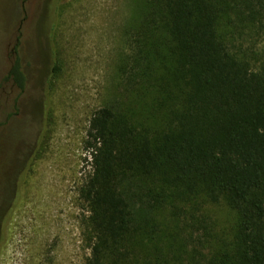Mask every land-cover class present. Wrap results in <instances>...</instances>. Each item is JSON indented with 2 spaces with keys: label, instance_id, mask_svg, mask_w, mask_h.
I'll use <instances>...</instances> for the list:
<instances>
[{
  "label": "trees",
  "instance_id": "16d2710c",
  "mask_svg": "<svg viewBox=\"0 0 264 264\" xmlns=\"http://www.w3.org/2000/svg\"><path fill=\"white\" fill-rule=\"evenodd\" d=\"M223 25L263 32L264 0H144L120 66L135 96L97 109L85 139V264H126L159 232L156 213L168 199L197 192L235 213L230 244L198 264H264V66L234 52ZM7 79L25 88L20 58ZM24 145L16 173L30 150Z\"/></svg>",
  "mask_w": 264,
  "mask_h": 264
},
{
  "label": "rangeland",
  "instance_id": "374dc122",
  "mask_svg": "<svg viewBox=\"0 0 264 264\" xmlns=\"http://www.w3.org/2000/svg\"><path fill=\"white\" fill-rule=\"evenodd\" d=\"M143 2L0 0L4 211L5 198L15 192L2 225L0 264L86 263L89 212L79 196L91 170L85 139L97 109L113 98L127 102V95L130 100L135 96L124 87L120 66L129 50L126 33L140 19ZM222 30L252 68L264 66V31L225 25ZM17 57L26 76L24 89L7 79ZM23 143L30 150L15 190V158ZM174 195L156 213L159 232L126 264H198L203 255L230 244L235 213L224 200L210 202L200 192Z\"/></svg>",
  "mask_w": 264,
  "mask_h": 264
},
{
  "label": "flooded vegetation",
  "instance_id": "af4514ba",
  "mask_svg": "<svg viewBox=\"0 0 264 264\" xmlns=\"http://www.w3.org/2000/svg\"><path fill=\"white\" fill-rule=\"evenodd\" d=\"M14 169H15V167H14ZM15 172V171H14ZM14 175H15V178L14 179H12V181H14L15 182V190H16V183H18V179H16V177L18 176V173H14ZM6 212V211H5Z\"/></svg>",
  "mask_w": 264,
  "mask_h": 264
}]
</instances>
